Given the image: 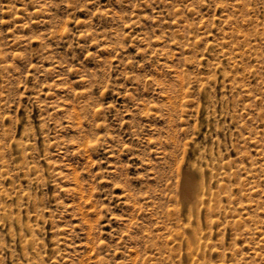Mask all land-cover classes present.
<instances>
[{
  "label": "rangeland",
  "instance_id": "1",
  "mask_svg": "<svg viewBox=\"0 0 264 264\" xmlns=\"http://www.w3.org/2000/svg\"><path fill=\"white\" fill-rule=\"evenodd\" d=\"M0 264H264V0H0Z\"/></svg>",
  "mask_w": 264,
  "mask_h": 264
},
{
  "label": "bare ground",
  "instance_id": "2",
  "mask_svg": "<svg viewBox=\"0 0 264 264\" xmlns=\"http://www.w3.org/2000/svg\"><path fill=\"white\" fill-rule=\"evenodd\" d=\"M189 165L182 173L181 185L179 184L180 187L177 190L179 195L178 202L186 207L189 213L194 214L197 210L196 204L199 201L201 202L202 195L205 192L206 181L204 180V176L206 172L199 163H191ZM188 230L192 231V227L189 226L187 228ZM192 247L193 243L191 238L188 242V248L191 249Z\"/></svg>",
  "mask_w": 264,
  "mask_h": 264
}]
</instances>
